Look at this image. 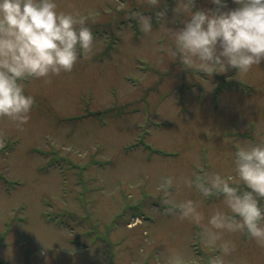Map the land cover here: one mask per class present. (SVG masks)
<instances>
[{
	"label": "rangeland",
	"instance_id": "1",
	"mask_svg": "<svg viewBox=\"0 0 264 264\" xmlns=\"http://www.w3.org/2000/svg\"><path fill=\"white\" fill-rule=\"evenodd\" d=\"M56 2L85 21L93 47L71 72L24 82L35 100L27 123L0 117V264H169L173 249L207 264L217 250L165 209L199 198L180 177H234L235 148L264 140V61L210 77L169 61L160 48L167 28L183 26L176 0L159 10L147 0ZM139 13L152 17L151 34ZM218 204L203 201L205 215ZM228 238L226 264H264V247Z\"/></svg>",
	"mask_w": 264,
	"mask_h": 264
},
{
	"label": "clouds",
	"instance_id": "2",
	"mask_svg": "<svg viewBox=\"0 0 264 264\" xmlns=\"http://www.w3.org/2000/svg\"><path fill=\"white\" fill-rule=\"evenodd\" d=\"M209 0L213 7H197L196 0H176L173 19L182 27L167 28L160 50L169 61L206 73L228 68L247 74L264 61V0ZM160 9L162 0H147ZM164 15V12H163ZM141 30H153L152 17L134 14ZM93 47L92 30L73 13L58 11L56 0H0V117L18 125L27 123L35 103L25 81L71 72ZM233 176L199 171L182 176L179 186L199 198H184L165 212L200 228V239L217 250L207 264H226L235 253L228 237L242 235L264 247V140L244 142L230 159ZM173 178H164L161 191L170 195ZM219 201L207 216L202 202ZM169 264H190L183 251L173 249Z\"/></svg>",
	"mask_w": 264,
	"mask_h": 264
}]
</instances>
